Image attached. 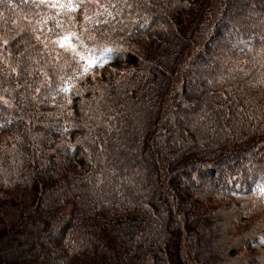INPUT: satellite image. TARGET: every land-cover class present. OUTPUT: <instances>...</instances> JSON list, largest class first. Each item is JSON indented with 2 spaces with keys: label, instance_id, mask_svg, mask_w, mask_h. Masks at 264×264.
Listing matches in <instances>:
<instances>
[{
  "label": "trees",
  "instance_id": "1",
  "mask_svg": "<svg viewBox=\"0 0 264 264\" xmlns=\"http://www.w3.org/2000/svg\"><path fill=\"white\" fill-rule=\"evenodd\" d=\"M78 2L0 3V264H264V0Z\"/></svg>",
  "mask_w": 264,
  "mask_h": 264
},
{
  "label": "snow or ice",
  "instance_id": "2",
  "mask_svg": "<svg viewBox=\"0 0 264 264\" xmlns=\"http://www.w3.org/2000/svg\"><path fill=\"white\" fill-rule=\"evenodd\" d=\"M3 2H4V0H0V3H3ZM11 2H12V0H8V3H11ZM23 2L28 3L29 0H23ZM33 2H36V0H33ZM48 2H49V0H39L40 4H45ZM84 2H85V0H79L77 6H79V4H82ZM88 2H93V0H88ZM95 2H98V0H95ZM56 6H57L56 3L51 4V7H56ZM59 6L61 8H69V9L75 11V8L73 7V4H72V0H69V3L66 5L60 4ZM0 15H2V14H0ZM72 35H75V33H70L69 35H65L62 40L58 41V43L60 44L61 47H64L66 49H72L75 52V49L73 48L72 44L70 43V37ZM80 58L84 59V57H82V56ZM89 67H91L90 64L84 68V71L87 72L89 70ZM64 91H67V89H64Z\"/></svg>",
  "mask_w": 264,
  "mask_h": 264
},
{
  "label": "rangeland",
  "instance_id": "3",
  "mask_svg": "<svg viewBox=\"0 0 264 264\" xmlns=\"http://www.w3.org/2000/svg\"><path fill=\"white\" fill-rule=\"evenodd\" d=\"M205 249L203 248L202 250H200V251H204Z\"/></svg>",
  "mask_w": 264,
  "mask_h": 264
}]
</instances>
